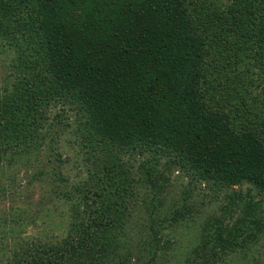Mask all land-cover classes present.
Instances as JSON below:
<instances>
[{
	"label": "trees",
	"instance_id": "trees-1",
	"mask_svg": "<svg viewBox=\"0 0 264 264\" xmlns=\"http://www.w3.org/2000/svg\"><path fill=\"white\" fill-rule=\"evenodd\" d=\"M192 1L48 0L38 20L0 0V9L7 7L6 26L0 14V47L8 45L16 53L7 79L13 81L12 89L0 91V169L17 166L26 150L42 152L53 144L51 134L65 124L63 118L54 125L56 115L51 113L63 101L76 103L83 117L88 114L84 123L64 115L78 120L76 141L94 169L86 181L69 183L68 190L59 192L67 206L64 218L57 225L48 220L63 235L45 230V243L36 236L9 245L2 249L8 259L0 257V264H98L96 248L103 243H110L106 249L119 257V264H134L142 250L133 245L122 212L132 191L123 195L126 201L120 207L115 203L119 177L131 171L113 153L123 146L141 159L138 169L150 186L152 210L157 200L164 204L163 184L176 169L213 194L227 193L234 208L224 218L236 215L237 222L229 227L216 219V225H202L192 264H225L224 256L260 242L264 98L232 89L235 80L223 66L214 72L194 44L191 50L189 31L197 26L189 10ZM243 1L218 15L229 28L218 25L222 21L217 23L213 15L203 17L213 36L228 33L231 48L225 49L230 48L232 61L240 54L245 60L241 64L253 67L248 76L263 79L264 0ZM197 38L202 45H214L211 38ZM8 180L4 169L1 193L9 191ZM19 215L13 216V223ZM41 219L31 216L37 228L48 224ZM181 219L182 214L174 215L168 229L162 219L152 220L158 224L150 223L147 239L153 243L166 236L164 229L171 231ZM6 224V217H0L1 239H10L1 229ZM157 257L155 249L152 264Z\"/></svg>",
	"mask_w": 264,
	"mask_h": 264
},
{
	"label": "rangeland",
	"instance_id": "rangeland-1",
	"mask_svg": "<svg viewBox=\"0 0 264 264\" xmlns=\"http://www.w3.org/2000/svg\"><path fill=\"white\" fill-rule=\"evenodd\" d=\"M5 1L9 7L15 8L18 13L20 12L19 14L33 15L38 20L45 15L44 4L48 2V0ZM194 1L196 2L192 1L189 5L191 18L194 21L197 20V26L192 31H189L190 35L188 38L192 42L190 43L191 50H193L194 44V49L198 54L204 55V59L212 66L213 71H219L218 66H223L225 71L230 74L228 78L235 80V82H230L232 89L236 91L240 89L242 93L247 94L250 98L252 96L264 98V78L262 79L256 75L250 78L248 75L251 74L253 67L249 69L248 65H242L241 62L245 60L240 58V54L238 57H233L232 61L229 55L231 46L228 33L226 32L227 34L224 33L222 36L215 33L213 36L212 32L206 28L205 20L207 15H213L217 23L222 21L218 25H222L225 28V20L218 15L224 14L231 4L237 0ZM243 3L246 4V0ZM202 5L205 6L204 9H202ZM6 9L7 7H1L0 9V14L5 18V26L7 25ZM9 16L12 15L9 14ZM178 27L176 29L171 28L170 31H177ZM226 28H229V26ZM197 36H201L202 39L204 37L213 39L214 45H202L203 42ZM226 47H230L229 51L225 49ZM9 49L8 45L0 47V91L3 90L5 93L12 89L13 81L7 82V79L11 72V66L16 60V53ZM217 50L220 52L218 53ZM56 105H58L57 108L51 113V115L56 116L52 118L51 122L56 125L64 118L63 122L65 125L56 128L55 132L51 134L55 138L53 144L49 147L45 146L42 152H37V149L32 148L29 151L26 150L28 154L25 153L19 157L17 166L0 169V172L7 169L9 178L7 181L9 191L0 192V199H2L0 201V217L5 216L7 222L6 227L1 229L10 238L8 239L4 236H2V239L0 238V257L2 259H8L2 249H7L9 245H17L23 240L31 242L32 238L36 236H41V240L45 243L48 240L45 230H51L55 234L59 233L57 235L62 236L61 229L54 226L61 219L63 220L64 211L67 208L64 204V199L60 198L59 192L68 190L69 183L86 181L91 176L89 170L94 171L87 161L88 153L81 151L80 144L76 141L77 134H75V130L78 125L75 123H78V120H69L65 117V115L77 116L76 118L79 117L84 123L87 121L88 114L84 117L82 116L83 114H79L76 103L69 102V104H66V101H63ZM62 114L63 116L61 117ZM46 128L49 129L47 126ZM11 150L8 151L7 157ZM132 151V149L123 146L114 148L113 153L114 156L121 158L120 163L131 167V171L127 173L128 176H118L120 187L115 203L120 207L126 201L123 195L132 191V197H128L122 207V212H126L124 217V220H126L125 227L129 226V236L134 242L133 245L136 250L139 251V248L142 250L137 258L138 260H133L134 264H152V256L155 249H158V257L154 264H192V260L195 258L192 251L199 243V233L202 225L207 223L216 225L217 221L220 220L219 224L223 223L232 227L237 222L238 218L236 215L235 217L228 216L224 218L234 208L228 205L227 201L230 199L227 197V193L218 192V194H213V190L206 186L194 185L189 173L176 169L168 173L169 182L163 184L164 188L160 195L165 198L164 204L159 205V200H157V209L152 210L153 203H151L152 197H150L149 192L150 186L144 181L140 169H138V166L142 165L139 162L141 159L136 155H132ZM158 170L160 172L165 171L164 167H158ZM259 210L261 211V208ZM152 213L153 217L151 216ZM179 213L183 215V219L176 225L174 224L171 231L165 230L170 228L168 227L170 226L169 219ZM16 214H20L19 218H16L19 221L14 222L16 223L14 224L12 220ZM38 215L41 216V221L50 218L54 224L48 220L46 222L48 224L44 225L41 223L42 225L37 228L38 225L32 224L31 216L35 217ZM161 219V223L165 227L163 234H166V236L156 237V241L153 243L152 241L149 242L147 235L151 233L149 229L150 223L152 220ZM259 220L264 221V214L260 215ZM157 224L158 221L152 222L155 227ZM141 231L144 234H139ZM122 235L125 237L124 233ZM119 237L122 238L120 234ZM258 242L248 251L241 250L224 256L222 263L249 264L251 262V264H256L258 263L255 261L256 258L260 263H264V233ZM105 244L108 247L110 243ZM106 246L104 243L97 246L95 256L100 257L97 263L119 264V257L111 254L110 251L108 253Z\"/></svg>",
	"mask_w": 264,
	"mask_h": 264
}]
</instances>
